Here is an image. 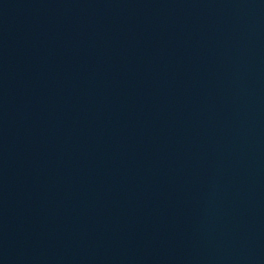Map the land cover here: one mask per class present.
Wrapping results in <instances>:
<instances>
[{"label": "water", "instance_id": "water-1", "mask_svg": "<svg viewBox=\"0 0 264 264\" xmlns=\"http://www.w3.org/2000/svg\"><path fill=\"white\" fill-rule=\"evenodd\" d=\"M0 264H264V0H0Z\"/></svg>", "mask_w": 264, "mask_h": 264}]
</instances>
